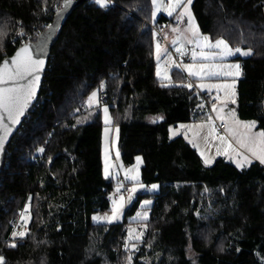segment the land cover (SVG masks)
<instances>
[{"label": "trees", "instance_id": "16d2710c", "mask_svg": "<svg viewBox=\"0 0 264 264\" xmlns=\"http://www.w3.org/2000/svg\"><path fill=\"white\" fill-rule=\"evenodd\" d=\"M64 4L0 0V62L35 42ZM191 8L204 36L251 49L234 59L243 71L234 108L264 131V0H193ZM152 10V0H109L107 8L88 0L63 19L39 100L0 177L6 264H129V255L131 264H264V165L238 169L219 157L207 166L184 137L170 139L172 127L208 120L215 103L179 70L157 79L153 27L175 21L153 23ZM93 92L119 129L120 161L131 166L142 156L140 183L161 186L136 195L123 223L92 222L111 211L115 188L103 171L101 109L86 105ZM145 199L154 202L150 219L128 221ZM27 206L28 235L13 238ZM129 224L142 228V240L127 239Z\"/></svg>", "mask_w": 264, "mask_h": 264}, {"label": "snow or ice", "instance_id": "6c2138e0", "mask_svg": "<svg viewBox=\"0 0 264 264\" xmlns=\"http://www.w3.org/2000/svg\"><path fill=\"white\" fill-rule=\"evenodd\" d=\"M101 8H107L109 6V0H95ZM71 3V0H65L64 7H68ZM192 0H168L165 5L164 0H152V5L154 11L152 12V17L155 19L157 12L161 9L167 12L171 16L177 9H181L177 15V20L182 21L185 16H187V28L181 31V29L173 28V33H176L173 40V44H178L176 47V52L180 55L185 54V43L192 44V60L193 63L178 65L182 67L183 71H186L189 76H194L200 79L201 81L206 78L211 77H239L242 74L241 66L239 64H226L223 61L226 57L240 53L244 56H250L252 54L251 49L246 51L237 47L235 49L231 48L229 44L223 40L218 39L215 43H212L208 36H201L198 26L195 24L194 17L192 16L190 5ZM51 27V26H49ZM3 32L0 31V36H3ZM20 35H23L21 31ZM2 41H0V49H2ZM200 48V51L197 52L196 48ZM218 49L219 51H213ZM167 50H162L161 45L157 43L156 45V59H157V76L161 77L164 80H170L168 75V70L162 68L159 61L161 54ZM199 57V61L198 58ZM167 62H172V57H168ZM45 61L33 54L31 45L24 44L20 47L15 54L10 58H5L3 63L0 64V132H3V135H0V150L3 149L5 138L11 134L12 129L4 123L5 118L11 125H16L21 122V117L25 114V111L29 107L30 103L36 97L37 88L40 83L41 73L44 70ZM199 88H206L211 92L212 89H216L217 95L214 97V100L219 102L221 105L219 108L213 105V111L217 113L216 118L225 122L227 135L231 136L238 148L233 147L232 143L228 141L225 136L218 137L222 147L217 148V154H223L229 159H232L238 168H243L246 165L251 164L252 159L258 160L260 164H264V131L254 132L255 122H242L236 117L235 111L229 113V120H225V117L221 115L224 112L225 107L229 102L235 103V80L231 83L220 82V83H200L197 85ZM185 87L191 88V84L185 85ZM223 91L224 96L221 97L219 93ZM97 103V93L93 92L88 99V106L92 107ZM203 107V105H200ZM104 122L106 125L111 123L108 108L104 107ZM208 126H209V135L212 136L216 133V128L212 124V117H208ZM181 127H185L181 125ZM197 127L203 128L204 125H199ZM242 129V130H241ZM119 130L117 129V132ZM109 129L105 128V167L104 174L108 178L110 175L109 169L112 164L108 158V148H107V139H108ZM175 134V133H174ZM191 142V141H190ZM196 145H194L195 147ZM243 150V151H241ZM40 153L44 152L43 148H39ZM230 153L234 155H230ZM203 155V153H201ZM117 159H119V152H117ZM139 157L137 158V166L132 169L125 171V179H131L139 182ZM205 164L210 163L208 159H205ZM118 175V173H117ZM123 185L118 184L116 192L119 193ZM142 187V185H141ZM153 189L157 186L153 185ZM137 190L136 187L129 189L128 201L132 199V193H135ZM115 197V194H114ZM110 197L112 199V208L111 215H105L103 217H93L95 221H104L108 224L113 223L115 220L120 218L122 214V209L126 202L124 196H120L119 199ZM150 201H145L144 204H150ZM28 208L21 213V219L26 224L28 217L26 213ZM142 219H147L146 214H138ZM135 229H129L128 240L133 239L139 241L143 236V233H136L133 236ZM27 231H19L13 233V238L19 236L24 238L27 236ZM10 247H16L15 243L9 245ZM129 245L125 244V250L127 251ZM135 245H133V248ZM132 257L129 255L127 260L131 264ZM0 264H6L5 258L0 256Z\"/></svg>", "mask_w": 264, "mask_h": 264}, {"label": "rangeland", "instance_id": "374dc122", "mask_svg": "<svg viewBox=\"0 0 264 264\" xmlns=\"http://www.w3.org/2000/svg\"><path fill=\"white\" fill-rule=\"evenodd\" d=\"M167 2H168V0H164L165 5L167 4ZM192 2H193V0H192ZM191 6H192V3H191V5L189 7H190V10H191L192 16L194 17ZM153 11H154V8H153L152 12ZM180 11H182V8L181 9H177L176 12H174L171 16H169L166 11L161 9L159 12H157L155 19H153V17H152V22L153 23L157 22L158 19L161 16H166L169 19H172L173 21H175L173 24H170V25H167V26L163 25V26L159 27L161 30H165L166 28H168V29L165 30L166 32H165V34H163L162 40H160L159 37L156 35V45H157V43H159L161 45L162 50H164V49L167 50L166 52L162 51L159 63L162 66V68H166L168 70V75L170 76V80L172 79V72L175 71V70H179L182 73L188 75V73L186 71H183L182 67H178V65L182 66V65H185V64L193 63V61L190 62V63H182V64L179 63V60L177 58L180 57V56H183V55H180V53L176 52V47H178L179 45L178 44H175V45L173 44V40H174V38H175V36L177 34L173 33L172 29L178 27L179 29H181V31H183L184 29L187 28V16H185L182 21L178 22V20H177V15L179 14ZM194 21H195V24L198 26V24H197V22L195 20V17H194ZM198 28H199V26H198ZM199 32H200L201 36H204V34H202L200 28H199ZM211 42L215 43V41H212V40H211ZM190 47L193 48V45L185 43V49H186L185 54L187 53V50ZM233 49H235V48H233ZM196 51L197 52L200 51V48L199 47L196 48ZM213 51H219V50L216 49V50H213ZM169 56L172 57V62H167ZM237 57L247 58L248 56H244V55H241L240 53H236L235 55L226 57L223 62L226 63V64H239L241 66V63L239 61H235V60H231L230 59V58H237ZM155 61H156V77H157V79L161 80V81H167V82L170 81V80L161 79V77L157 76L156 53H155ZM241 70H242V66H241ZM242 77H243V71H242V74L239 77H223V76H221V77H217L218 78L217 80H213V81H208V80L201 81L200 80V81H195L194 83H195L196 89L198 90V93H200V94L207 93L208 95H211L213 97V99H214V97L217 95L216 89H212L211 92H209L208 89L199 88L197 85H199L200 83H206V84L207 83H220V82L231 83L233 80H235V89H234L235 93H236V95H235V103L229 102L227 104V106L225 107L224 112L221 113V115H223L225 117V120H229V122H230L229 113L234 110L235 113H236L237 119H239L242 122H252V121L241 120L238 117L237 112H236V110L234 108V105L236 104V100H237V82ZM219 95L221 97H223L224 96V92L221 91L219 93ZM86 105L90 109H99L100 108L101 112H102V118H103V123H104L103 148H102L103 171H104V167H105V134L104 133H105V128L106 127L109 129L108 139H107L108 158H109V161H110V163L112 164L113 167H111L109 169L110 175H109V177L107 179L111 178L115 182V188H114V191L112 192V194L110 195V197H114V194H115L114 198L119 199V197L122 195V196H124L125 201H128L129 189H132L133 187L137 188L136 192L132 193L131 201H128V202L125 203V205H124V207L122 209V214L120 215V218L118 220H115L111 224L123 223L125 221V212H126L127 208L132 205L133 200H135L136 195H139V194H157V193L160 192L161 186L159 184H150V185H148V184L140 183L142 168L144 166V160H143L142 156H137L135 158L134 164L131 165V166H126L120 161V152H119V146H118V143H119V131L117 132L118 128L116 126H114V120H113V118H112V116L110 114L109 109H108V114H109L111 123L108 124V125L105 124L103 109H104V107H107V106H103L101 104V100H100L99 94L97 93V103H95L92 107H89L88 106V101H87ZM215 106L217 108H219L221 105L219 104V102L216 101L215 102ZM212 109H213V107H212ZM211 114H212L211 115L212 124L216 128V133L214 135H212V136L209 135L208 120H204V121H200V122L181 123V124H178V126H176V127H172L171 131H170V139H175V138H178V137H184V139L191 146L194 147V145H196L194 148L198 151V153L202 157V159L205 158V156L209 152L214 150V148L222 147L221 142H220L218 137L227 135V131L226 130L224 131L223 134H219V126L221 124L225 125V122L220 120V119H217L216 118L217 113L214 112L213 110H212ZM254 122H255V128L253 129V131L254 132L262 131L261 129H259L257 122L256 121H254ZM181 125H184L185 127L182 128ZM199 125H204V127L203 128L197 127ZM226 138L228 139V141L230 143H232L233 147H236V148L239 147L236 144L235 140L231 136L226 137ZM241 151H243V150H241ZM117 152H119V159H117ZM201 153H203V155H201ZM230 155H234V154L230 153ZM220 156L225 158L229 163H231L234 166H236V163H234L232 159H229L227 156H225L223 154H221ZM138 157L140 159H139V182L137 184L136 181H133L131 179H125V171L128 170V169L135 168L137 166V163H138L137 158ZM216 159H214L213 161L209 160L210 163H208L206 165L207 166L212 165ZM254 162H257V160L252 159L251 164H253ZM251 164L246 165L243 168H238L237 166L236 167L238 169H246L249 166H251ZM117 173H118V175H117ZM104 176H105V174H104ZM118 184L123 185V187H121L119 193L116 192ZM141 185H142V187H141ZM153 185H156L157 187L155 189H153V187H152ZM110 201H111V208H112V199H110ZM145 201H150L151 203L148 204V205H145L144 204ZM153 204H154V202L151 199H145V200L141 201L140 202V210L137 211V213L134 216L129 217L128 221L138 223V222H145V221L149 220L150 217H151V208H152ZM27 208H28V212L26 213V216L28 217L27 222L25 224L24 221H22V219H21L19 224H18V226H17V229L15 230V232L27 231V229L29 227V224H30V221H31L30 208H29V206H27ZM138 214H146L147 219L146 220L142 219V217L140 215H138ZM105 215H111V211L107 212V213H98V214L93 215L92 216V222L94 224H108L107 222L95 221L93 219V217H103ZM130 228L131 229H135V232L133 233V236H135L136 233H140V232L143 233L142 228L140 226L129 224L127 229H126V231H127V239H128L129 229ZM143 236H144V233H143ZM143 236L141 237L140 240L143 239ZM15 238H20V237L17 236ZM133 241H137V240H135V239L131 240V242H133Z\"/></svg>", "mask_w": 264, "mask_h": 264}, {"label": "water", "instance_id": "95a60500", "mask_svg": "<svg viewBox=\"0 0 264 264\" xmlns=\"http://www.w3.org/2000/svg\"><path fill=\"white\" fill-rule=\"evenodd\" d=\"M87 1L88 0H77V1L71 2L68 7H64L63 9H61L60 11L57 12L52 24L50 25L51 27H49L44 33H42L35 42L26 43V44L31 45V48L33 50V54L34 55L39 56L40 58L44 59L45 66H44L43 72L41 73V79H40L39 86L37 88L36 97L30 103L29 107L25 111V114L21 117V122L19 124H16V125H11L8 122L7 118H5L4 123L7 124L12 129V131H11V134L8 135L5 138L3 149L0 150V177H1V174H2L3 170L5 169L6 152H7V149L9 147L12 139L19 132V130L21 129L23 123L26 120L27 115L29 114V112L32 110V108L36 105V103L39 100L41 89H42V85H43L44 74H45V72L47 70V67H48V64H49V60L51 58V52H52V49H53V45H54V42H55V37L57 35L59 27H60L63 19L66 16H68L70 13H72L73 11H75L76 9L81 7ZM22 46H20V47H22ZM15 52H14V54H15ZM13 55H11L9 57H6V58H8L10 60V58ZM4 59L0 62V64L3 63ZM0 135H3V132H0Z\"/></svg>", "mask_w": 264, "mask_h": 264}, {"label": "built area", "instance_id": "2783aa9c", "mask_svg": "<svg viewBox=\"0 0 264 264\" xmlns=\"http://www.w3.org/2000/svg\"><path fill=\"white\" fill-rule=\"evenodd\" d=\"M146 24H149L147 22H145ZM150 25V24H149ZM151 27H153L151 25ZM155 32H156V35L159 37L160 40H162V36H163V30H161L160 28H157V27H153ZM179 60V63H190L192 62V48L190 47L188 50H187V53L183 56H180L177 58ZM105 99V98H104ZM208 100L211 101L212 103H215V100L213 99V97L211 95L208 96ZM226 130V126L224 124H221L219 126V134H223L224 131Z\"/></svg>", "mask_w": 264, "mask_h": 264}, {"label": "crops", "instance_id": "0c3cea01", "mask_svg": "<svg viewBox=\"0 0 264 264\" xmlns=\"http://www.w3.org/2000/svg\"><path fill=\"white\" fill-rule=\"evenodd\" d=\"M166 29H168V28H166ZM165 29V30H166ZM165 30H163V34H165ZM199 52V51H198ZM198 59V61H199V57L197 58ZM231 60H234L235 58H230ZM191 79H194V80H196V81H200V79H198L197 77H194V76H189ZM218 78L217 77H211V78H206L205 80H208V81H213V80H217ZM156 118H154V117H148V120L149 121H153V120H155ZM226 137H229V136H227V135H225ZM221 154H217V148H214V150H212L211 152H209L206 156H205V158H203V161H205V159L207 158L208 160H211V161H213L214 159H216V158H219V157H221L220 156ZM257 162L259 163V161L257 160ZM262 165H264V164H262Z\"/></svg>", "mask_w": 264, "mask_h": 264}]
</instances>
